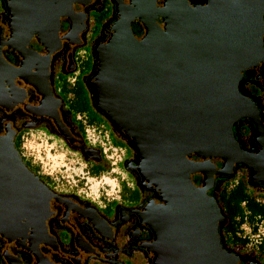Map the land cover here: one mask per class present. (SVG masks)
I'll use <instances>...</instances> for the list:
<instances>
[{
    "label": "water",
    "instance_id": "95a60500",
    "mask_svg": "<svg viewBox=\"0 0 264 264\" xmlns=\"http://www.w3.org/2000/svg\"><path fill=\"white\" fill-rule=\"evenodd\" d=\"M87 1L6 0V9L13 33L34 34L50 51L59 46V20ZM180 1L116 2L106 39L92 49L87 91L91 107L130 148L136 186L154 195L138 213L152 236V264H235L219 245L222 214L207 191L214 176L225 180L237 165L249 168V185L264 183L262 145L255 138L260 151L243 152L233 133L250 107L237 90L241 73L264 60V0H206L195 8ZM212 159L222 162L218 169ZM202 171L205 181L195 186L191 176ZM48 204L46 186L12 135H0V236L18 238L29 221L44 232Z\"/></svg>",
    "mask_w": 264,
    "mask_h": 264
},
{
    "label": "flooded vegetation",
    "instance_id": "af4514ba",
    "mask_svg": "<svg viewBox=\"0 0 264 264\" xmlns=\"http://www.w3.org/2000/svg\"><path fill=\"white\" fill-rule=\"evenodd\" d=\"M119 1L128 2L88 0L84 5H73V11L79 20L77 35H67L71 20L61 18L58 28L59 46L56 50L50 48L49 51L41 46L34 34L26 39L23 35L12 32L6 0H0V135L11 134L14 147L18 148V141L28 131L42 130L49 139H56L68 150L77 152L84 163L108 169L109 164L104 154L98 149L88 150L91 148L86 145V118L95 114L89 115L87 109L78 111L69 106L74 101L79 103L72 88H80L83 91L81 96H85L90 103L87 76L82 77V83L77 75L70 78V84L64 79L63 84H60L63 94L57 92L55 81L76 71V52L85 45L89 15H104L99 33L91 44L92 53L93 47L106 39L107 26L115 16L116 2ZM204 2L205 0H186L192 7H199ZM157 22L160 24V20ZM130 28L136 37L142 35L143 30L138 23L132 22ZM237 90L250 103L257 123L254 124L249 118L239 119L233 125L235 140L239 149L248 154L260 151L256 144L259 141L264 155V60L256 67L247 68L241 73ZM240 130L242 136L238 133ZM114 136L124 143L118 136ZM95 151L98 152V157ZM131 159L132 152L123 166L124 170L131 172L136 186V182L140 184V177L136 170H131ZM190 159L199 160L195 156H190ZM22 160L29 171H32L23 155ZM211 162L216 169L221 166L218 159H212ZM238 170L245 172L248 181L249 168L237 165L233 175ZM34 175L46 186L49 194L42 241L36 238L29 244L19 238L8 239L0 236V264H136L132 261L134 257L140 258L141 264H152L153 256L146 248L152 241V236L138 216L145 203L154 199L152 192L140 190L136 186L138 198L135 203L128 206L116 205L112 215L107 218L98 212L94 199L90 200L76 190L53 185L49 180L43 179L39 171H34ZM191 181L195 186H200L202 178L193 174ZM221 182L222 179L213 177L212 186L207 191L210 197L215 199ZM250 186L264 191V183ZM120 193L119 189L117 199L110 200L119 201ZM218 208L220 209L219 206ZM221 214L218 238L224 252L235 257V264H264V251L252 253L244 249L235 250V246H228L224 242L221 228L225 219L223 213Z\"/></svg>",
    "mask_w": 264,
    "mask_h": 264
},
{
    "label": "rangeland",
    "instance_id": "374dc122",
    "mask_svg": "<svg viewBox=\"0 0 264 264\" xmlns=\"http://www.w3.org/2000/svg\"><path fill=\"white\" fill-rule=\"evenodd\" d=\"M100 15L99 13L89 15L88 28L84 37L85 45L80 47L76 52V60L78 62L76 71L63 75L62 79L58 78L55 81L56 90L60 94H63L60 90V84H63L64 79L67 84H70V78L76 77L77 75V78L82 83V77L88 76L87 73L92 66L91 44L97 37L102 25L101 20L104 18V15ZM88 101L89 100H86L88 104L86 109L89 115L92 113L95 114L92 115L95 118L92 119L94 122L91 124V128L94 130L98 142L96 144L87 142V147L99 150L101 143L105 145L111 144L120 155V162L118 161L112 167H108V169H105V171L96 175V177H91L90 174L86 172L87 168H83L84 161H82V158L79 157L77 152L68 150L66 146L62 145V143L56 139H49L45 131L42 130L28 131L24 134L20 142V152L30 161L31 165L37 167L40 175L47 177L49 182L53 185L72 191L76 190L78 194L84 195L90 200L94 199V205L98 212L108 218L112 215L116 205L128 206L135 203L138 198V191L132 175L124 170L123 166L124 161L129 158L131 152L130 148L125 143L122 144L116 139L108 123L91 107ZM238 133L242 136V130ZM119 189L121 192V199L119 201L110 200L112 197L117 199V194L114 192ZM222 193L226 197H232L235 202L242 200L252 205L248 209L242 208L239 205L238 209L234 208L229 211L228 219L230 220L227 219V222L229 221V226H233L235 219L245 214L246 210L252 211L254 217L258 219L257 222L260 224L264 222V191L260 189L257 190V188L250 186L246 180L244 171L238 170L231 178L222 181L217 188L216 198ZM219 205L225 212L226 206H224L221 201ZM233 215L236 216L234 217ZM229 226L227 225L221 228L224 242L228 246H235V248H233L235 250L244 249V251L255 252V249H257L255 245L257 242L251 237L252 234L249 232L250 229L247 223H244L239 228L241 235H245L249 241L244 247H242V243L233 240L228 231L230 228ZM132 261L136 264H141V260L138 257H134Z\"/></svg>",
    "mask_w": 264,
    "mask_h": 264
},
{
    "label": "trees",
    "instance_id": "16d2710c",
    "mask_svg": "<svg viewBox=\"0 0 264 264\" xmlns=\"http://www.w3.org/2000/svg\"><path fill=\"white\" fill-rule=\"evenodd\" d=\"M71 89V88H70ZM72 90H73V92H74V95H75V97H77V98H79V103L77 104L75 101L74 102H71V103H69V106L71 107V108H73V109H76V110H78V111H85L86 110V108H87V103H86V99H85V96H81V93H83V91L80 89V88H72ZM93 118H95V117H93V116H90V117H88V118H86V125H89V126H91V124L94 122L92 119ZM20 142H21V140L20 141H18V144H17V146H18V148L17 147H14L16 150H17V152H18V154L20 155V157H21V159H22V154H21V152H20ZM23 161V160H22ZM26 163H29L30 165H31V163H30V161L28 160V159H26ZM23 163H24V161H23ZM25 164V163H24ZM25 166L27 167V165L25 164ZM28 168V167H27ZM31 168H32V173L34 174V171H38V169H37V167L36 166H33V165H31ZM89 173L91 174V175H96V174H100V173H102L103 171H105L103 168H101L100 166H98V165H91L89 168ZM29 170V169H28ZM233 176V174L229 177V178H231ZM43 179H46V180H49V179H47V177H43V176H41ZM229 178H227V179H229ZM227 179H225V180H227ZM225 180H222V181H225ZM121 189V188H120ZM217 195V194H216ZM219 200V201H218ZM220 201H221V203L224 205V206H226V210H225V212H224V210H223V208H221L220 207ZM215 202L217 203V205L220 207V211H221V213H223V215H224V219H225V224H224V226H229V221L227 222V219H228V217H229V211H231L232 209H238L239 208V205L243 208H250L252 205L251 204H249V202H243L242 200H240V201H237V202H235V201H233V198L232 197H226L223 193L222 194H220V195H218V197L216 198L215 197ZM257 203H259L258 201H256ZM246 213L245 214H242V216L240 217V216H238L236 219H235V221H234V225L233 226H229L230 228H229V233L231 234V236H232V238H233V240H235V241H237V242H240V243H242V247H244V246H246L248 243H249V241H248V239L245 237V235H241V233H240V226L243 224V223H248L249 224V222H253L254 220H255V226H253L252 227V229L250 230V233L251 234H255L256 232H257V230H258V227H259V225H260V223L259 222H257L258 221V219H256V217H254V214L252 213V211H245ZM234 216V215H233ZM233 216H232V218H233ZM236 216V215H235ZM234 216V217H235ZM244 217H245V219H244ZM228 220H230V219H228ZM228 223V224H227ZM218 228H220L219 227V225H218ZM222 232V231H221ZM241 235V236H240ZM255 248H257V249H255V252H263L264 251V237L263 238H261V240L255 245Z\"/></svg>",
    "mask_w": 264,
    "mask_h": 264
},
{
    "label": "bare ground",
    "instance_id": "6f19581e",
    "mask_svg": "<svg viewBox=\"0 0 264 264\" xmlns=\"http://www.w3.org/2000/svg\"><path fill=\"white\" fill-rule=\"evenodd\" d=\"M168 1H171L173 4H175L177 7H181L182 6V4H184V2L183 1H180V0H168ZM206 1V0H205ZM159 2H160V4H159V6L160 7H162L163 6V3H164V0H159ZM185 2H186V0H185ZM204 4H205V2H204ZM178 5H181V6H178ZM186 5L188 6V7H190V8H195V7H192V6H189L188 5V3H186ZM202 6V5H201ZM116 8H117V3H116ZM64 18H66V17H64ZM78 18V15H73V16H71V22H70V25H69V29H68V32H67V35L68 36H74L75 34L77 35V33H78V24H79V20L77 19ZM68 19V18H67ZM163 20H160V22H161V26L163 27V22H162ZM12 25H11V21H10V27H11ZM12 28V27H11ZM75 35V36H76ZM52 42H53V40H52ZM51 42V43H52ZM54 43H52L51 44V46L53 45ZM247 110H245V112H246V114H247V118H249V119H253L252 117H250L249 116V114L251 113L250 111L252 110V109H250V107L248 106V108H246ZM254 116V115H253ZM254 122V121H253ZM260 149V148H259ZM221 162V161H220ZM221 164H222V162H221ZM201 178H202V180L203 181H205V176H206V174H205V172L204 171H202L201 173ZM23 224H24V222H23ZM21 228H23L22 230H24V231H22V232H24L23 233V235L21 234V232H20V234H16L17 236H19L18 238L19 239H21V240H25V241H28L29 242V244H31V243H33L34 242V239H38L39 241H42L41 239H42V236H43V229H42V226L39 224V223H33L32 221H29V222H27L26 224H24L23 225V227L21 226ZM14 238H16V236L14 237ZM148 246H146V248H147ZM226 263H228V261L226 260L225 261Z\"/></svg>",
    "mask_w": 264,
    "mask_h": 264
},
{
    "label": "built area",
    "instance_id": "2783aa9c",
    "mask_svg": "<svg viewBox=\"0 0 264 264\" xmlns=\"http://www.w3.org/2000/svg\"><path fill=\"white\" fill-rule=\"evenodd\" d=\"M84 136L87 142L91 144H96L98 142L97 136L94 134V130L89 125H85L84 127ZM99 148V151H101L107 159L109 167H112L119 161V154L111 145H105L104 143H101ZM114 193L117 194V191ZM251 237L254 238V241L257 243L261 240V238L264 237V222L259 225L257 232L252 234Z\"/></svg>",
    "mask_w": 264,
    "mask_h": 264
},
{
    "label": "crops",
    "instance_id": "0c3cea01",
    "mask_svg": "<svg viewBox=\"0 0 264 264\" xmlns=\"http://www.w3.org/2000/svg\"><path fill=\"white\" fill-rule=\"evenodd\" d=\"M90 166H91V165H89L88 163H84V164H83V168H87V169H86V172H87L88 174H90V173H89V169H88ZM96 175H99V174H96ZM96 175H95V174H94V175H91V174H90L91 177H96ZM87 177H88V176H87ZM243 224H244V223H243ZM243 224H242V225H243ZM242 225H241V226H242ZM247 225L249 226V229L251 230L252 227L255 226V220H254L253 222H249V224L247 223ZM249 232H250V231H249Z\"/></svg>",
    "mask_w": 264,
    "mask_h": 264
}]
</instances>
